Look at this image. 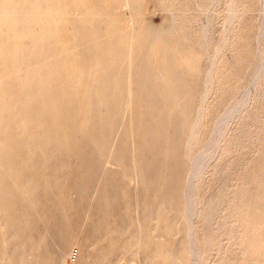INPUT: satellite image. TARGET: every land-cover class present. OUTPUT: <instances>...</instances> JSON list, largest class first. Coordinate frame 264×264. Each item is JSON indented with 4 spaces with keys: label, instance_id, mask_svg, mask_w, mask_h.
<instances>
[{
    "label": "bare ground",
    "instance_id": "1",
    "mask_svg": "<svg viewBox=\"0 0 264 264\" xmlns=\"http://www.w3.org/2000/svg\"><path fill=\"white\" fill-rule=\"evenodd\" d=\"M139 2L0 0V264H64L67 257L74 264H99L119 250L131 253L130 264L209 263L199 230L208 231L211 222L199 223L205 219L199 180L227 140L231 120L249 104L250 90L264 83L263 45L243 96L213 117V132L199 143L209 96L221 78L216 68L223 47L212 52L204 92L196 97L191 59L179 63L171 47L176 14L159 28L143 19ZM238 2L229 0L223 16L219 42L226 48L241 13ZM115 6L129 8V18H119ZM211 31L205 22L200 45ZM126 177H132L131 188ZM179 219L185 241L170 244ZM253 224L235 226L255 231ZM51 240H62L54 257ZM250 241L247 249L262 252L254 237Z\"/></svg>",
    "mask_w": 264,
    "mask_h": 264
},
{
    "label": "rangeland",
    "instance_id": "2",
    "mask_svg": "<svg viewBox=\"0 0 264 264\" xmlns=\"http://www.w3.org/2000/svg\"><path fill=\"white\" fill-rule=\"evenodd\" d=\"M140 1L141 2H139L138 9L140 14L143 16V19L151 22L154 25H157L159 28H164L169 26L171 21L175 18L174 16L177 17L180 16V18L177 17H176L177 19L175 18L176 27L173 33H171V35H174L171 36V41H172L171 47L176 51V58H178L177 59L178 62L180 61L179 63H187L191 59L190 62L192 63L188 68V76L190 78L189 84L191 85L190 86L191 90L195 93L196 97L199 98L200 97L199 95H202V93L204 92V85H205L204 73L210 66V61L212 59L211 57L214 56L213 53L215 54L216 48L223 47L222 50L221 49L220 50L221 52L224 53H222L219 64L217 65L216 68L217 72L221 75V78L217 81L215 92L213 91L209 96L210 100H208L207 102L209 104V105L207 104V108L209 109H206V113H205L206 124L203 125L199 138V143L206 142L208 141L211 133L213 132L212 130H214L215 121H213V119L225 113L228 108H230L234 103H236L237 102L236 97L240 98L241 96H243L244 93L243 90H245L248 84L250 83V79H251L250 77L252 76L251 69L253 66H256L257 64L256 61L257 51L260 46L262 47V45H263L262 48L264 49V41H263L264 36L260 37L259 35L260 25H261L260 20L262 19V15H263L262 13L264 12V5H263L264 0H239L240 2L239 7L241 8V13L239 18L236 20L234 24L232 30L233 31L232 37H231V40L233 41L230 40V45H227L228 48L220 44L219 39H221V36L223 34L222 31L224 32V29L222 28H225V18L228 11L227 7L229 0H217L213 9L211 7V0L210 1L209 0H140ZM179 10L181 14L178 13ZM115 12L119 18H122L124 20L128 19L129 16L131 15L130 13L131 10L124 6H115ZM171 13L173 15L174 14L176 15L173 16ZM177 13L179 14V16ZM203 14H205L204 16L206 17H204ZM205 22L210 24L211 29L213 31V33L211 31V35L212 34L213 35L211 36L208 42L210 44L212 40L213 45L211 44L209 45L208 43L206 45L199 44L198 41L199 33L201 27L205 24ZM188 27H190L191 29ZM256 39H258V41ZM187 42H189L190 44ZM231 46L232 48L230 50ZM188 49H190V52ZM205 55L207 58H205ZM263 77L261 79L262 82L264 80ZM263 86L264 83L260 82L259 85L256 86V89L254 87L253 90L252 89L250 90L249 98L251 103L249 102V104L245 107L244 111L240 113L243 114L242 117L239 114V116H236L234 119L231 120L230 122V127H232V129L230 128L231 133L229 131L228 138L226 137L227 140L223 142V144L220 147V150H217L214 156L215 160L214 158L212 159L214 163L212 161H211L212 163H209L211 167L210 166L208 167L206 172H204L201 179L199 180L200 193L202 195L199 202L200 217L205 218V219L200 218L199 223L203 225L204 221H206L207 219H209V221L211 222L208 231L204 232L203 230H199L200 236L201 235L203 236L200 237V239L202 238V240H200L201 249H203L204 252L206 253L205 255L209 262L208 264H217L218 262L219 264H244V263L257 264L254 262L258 261V257L260 258L258 264H264L263 262L264 229L262 228V226H264V223H262L264 221V215H263L264 206H262V204L264 203V191H263L264 188H262L264 186L263 183L264 182V97H263L264 87ZM237 117L239 118V120H236ZM124 160H128V156H125ZM104 164L105 165L109 164V160H107V158L104 159ZM260 166L262 167V170ZM131 178L132 177H126L125 179L127 188L128 187L131 188V184L133 182ZM232 183H234V185ZM256 186L258 190L256 189ZM260 192L261 193L263 192L262 194L263 197H261L262 195ZM203 193L206 195H204ZM82 195H87L88 198V193L83 192ZM254 197L258 198L263 203L260 202L258 199L254 200ZM250 199L253 203H251ZM252 199L255 201V203ZM256 201L258 203H256ZM248 202H250V206ZM80 204L81 206H84L86 205V202L80 201ZM239 204H241V206H239ZM256 205L259 206L258 207L259 209L258 208L256 209ZM248 206L250 208L251 207L253 208L250 209ZM246 207L251 211L248 212V209H246ZM228 209L229 210L231 209V211H229ZM255 209L257 212L254 211ZM236 210L237 211L239 210V212L244 211L243 212L244 215L242 216V212L239 213ZM258 210H260V212ZM235 211L237 213V217H239V220L235 215L236 214ZM249 213L250 215L248 217ZM124 214L126 215L125 218L126 221L124 226L125 228L127 227V235H129L133 233V228L129 226L130 213L128 211H125ZM258 218L259 219L261 218L262 220L260 221ZM235 220L237 222H239L240 220L241 221L237 224ZM255 220L257 222H255ZM79 221L80 220H78V223ZM248 222H253L256 225L258 224L257 226L258 228H256L255 231H250V230L243 231L242 228L236 230L237 228L236 226L238 225L241 226L242 224ZM178 223L176 229L174 230V237H172V239L168 241L170 244L174 243L175 245H180L182 242L185 241L184 238L185 230H183L184 227L183 222L182 220L179 219ZM258 229L259 230L261 229L260 232H258L259 231ZM253 232L254 233L258 232L259 234L258 233L254 234ZM252 237H254L253 244L255 246H257V244L259 243L258 251L261 250L263 252L262 258H261L262 252H260L261 254L260 253L257 254L256 250L254 251L252 249H247L249 245H250L249 248H252L251 246L252 241H250ZM161 238L164 240L168 239L166 238V236ZM242 240L244 242V245ZM260 241H262L263 244L260 243ZM61 242L62 240L60 241V243ZM236 242L239 243L237 244ZM60 243L51 240V245H52L51 254L53 257L56 254V249H57L56 247ZM228 244L229 245L231 244L230 245L231 247L228 246ZM223 245L227 246L225 247L226 249L223 248ZM237 246L239 247L243 246L244 249L243 247L241 249L238 248ZM222 248L225 250H223ZM236 248H238V250L242 252V254H240V252ZM73 249L75 250L74 252H76V248L74 247ZM122 251L123 250H119L116 254L110 255L107 259L105 258L106 260L99 261V264H130L129 260L133 258L131 253H129L128 250H125L124 252ZM250 251H252V253ZM253 251L257 255L254 254ZM240 255L242 256L241 258ZM254 258H256V260H253ZM135 261L139 262L137 259H135ZM64 264H74V261L72 260V258L67 257L65 259Z\"/></svg>",
    "mask_w": 264,
    "mask_h": 264
}]
</instances>
